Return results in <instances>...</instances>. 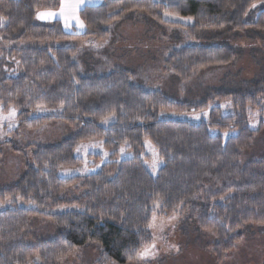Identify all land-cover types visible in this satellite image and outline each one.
Wrapping results in <instances>:
<instances>
[{"label":"trees","instance_id":"16d2710c","mask_svg":"<svg viewBox=\"0 0 264 264\" xmlns=\"http://www.w3.org/2000/svg\"><path fill=\"white\" fill-rule=\"evenodd\" d=\"M258 3L264 0H102L78 12L84 29L76 33L66 32L59 20L35 21L37 12L57 9L59 0H0V42L104 40L111 23L142 10L159 20L164 14L189 19L186 28L193 36L202 30L249 37L264 34ZM247 15L254 19L244 21ZM76 52L71 46L2 47L0 110L15 108L25 129L62 119L79 132L55 145H31V163L16 182L0 188V204L11 201L10 208L0 210V264H55L89 243L100 247L103 262L127 264L150 245L152 216H171L178 209L186 210L183 225L193 223L214 235L217 258L233 250L249 225L264 224V157L240 163L242 152L264 132L262 85L213 92L196 103L177 102L133 83L125 69L82 74ZM236 56V47L185 45L172 50L164 64L166 71L188 79ZM224 101L232 113L222 115L215 105L207 121L160 117ZM35 108L54 113L29 118ZM249 109L263 116L256 129L247 125ZM111 115L112 123L98 125ZM209 128L236 134L224 140ZM90 140L102 142L111 152L109 161L90 175L58 177L59 169L79 164L74 149ZM145 140L163 161L155 176L142 164ZM121 146L133 157L115 160ZM75 188L84 192L76 196ZM32 217L52 220L55 237L28 243L23 232Z\"/></svg>","mask_w":264,"mask_h":264},{"label":"rangeland","instance_id":"374dc122","mask_svg":"<svg viewBox=\"0 0 264 264\" xmlns=\"http://www.w3.org/2000/svg\"><path fill=\"white\" fill-rule=\"evenodd\" d=\"M254 6H260V9L264 10L261 3ZM127 14L129 16L125 15L120 21L108 26L107 37L104 40L87 37L85 40L0 42V55L2 47L6 44L16 47L43 45L76 47L74 60L82 74H105L115 69H125L131 73L130 79L133 83L145 90L158 91L177 102L196 103L213 92L231 90L245 92L246 88L255 85H262L258 87L264 89V34L253 33L249 37L240 35L234 37L223 32L200 30L193 36L186 28L187 24L191 23L189 19L164 14L159 20L143 10ZM55 16L56 14L50 17ZM38 18L39 16H36L35 21H40ZM252 18L254 19L253 15H247L244 21H251ZM68 21L66 24L70 23ZM83 29L84 27H79L78 24L64 26L66 32L81 33ZM185 45L236 47L237 56L228 65L199 70L191 78L180 79L165 70L164 62L172 50ZM215 105L221 109L222 115L232 113L229 101H224L211 104L203 110L182 114L167 113L161 114L160 117L199 123L207 121L210 109ZM261 105L264 106V102H261ZM13 111L14 115L11 114ZM53 113V110L46 108H35L29 114V118ZM262 118L257 109L247 111V125L251 129H256ZM114 119L115 116L111 115L99 121L98 125L106 127ZM78 132L77 125H69L62 119L45 122L36 129H25L19 125L15 108L11 107L8 111L0 110V188L16 182L26 166L31 163V145H55ZM209 132L213 135L220 134L224 140L236 134V130L232 129L218 131L209 128ZM110 153L99 140L82 142L73 152L74 157L80 160L79 164L61 168L57 175L66 179L96 173L102 164L109 161ZM141 154L146 156L142 161L143 166L155 176L163 163H159L161 160L151 142L147 140L143 142ZM262 156L264 157V132L256 135L250 146L242 152L240 163L245 164ZM131 157L133 152L121 146L114 159ZM72 192L79 196V193L84 191L75 188ZM10 202L7 200L1 203L0 210L10 208ZM17 203L19 206L24 205L20 201ZM65 209L66 207H62L54 212ZM185 214L186 210L178 209L176 213L167 217L159 216L157 213L153 215L149 224L151 242L146 248L149 254L138 255L127 264H264V224L249 225L233 250L217 258L214 255V235L197 229L193 223L183 225ZM56 232L52 220L32 217L28 219L23 233L26 241L33 244L35 241L54 238ZM55 264L115 263L103 262L100 247L96 243H89L72 249L61 256Z\"/></svg>","mask_w":264,"mask_h":264},{"label":"crops","instance_id":"0c3cea01","mask_svg":"<svg viewBox=\"0 0 264 264\" xmlns=\"http://www.w3.org/2000/svg\"><path fill=\"white\" fill-rule=\"evenodd\" d=\"M101 1L102 0H59V7L57 9H55V10H42V11L37 12L38 14H40V13L47 14V13L53 12L56 14L55 17L51 18L50 16H48L46 19H41L38 14H36V16H39L38 19L40 21H38V22H40V23H50L54 20H59V21H61L62 25L66 26V27H70L72 24H76V25L78 24L79 27H81L82 22L79 20L78 12L84 6L97 5ZM67 21L70 23L66 24Z\"/></svg>","mask_w":264,"mask_h":264},{"label":"snow or ice","instance_id":"6c2138e0","mask_svg":"<svg viewBox=\"0 0 264 264\" xmlns=\"http://www.w3.org/2000/svg\"><path fill=\"white\" fill-rule=\"evenodd\" d=\"M38 15L40 16L41 19H46L48 16L55 15V14L54 13H47V14L40 13ZM81 27H83L82 24H81ZM11 114L14 115L15 114L14 111ZM159 163H163V161L161 160V161H159ZM148 254H149V250L148 249H145L144 252L138 253V255H140V256H146Z\"/></svg>","mask_w":264,"mask_h":264}]
</instances>
